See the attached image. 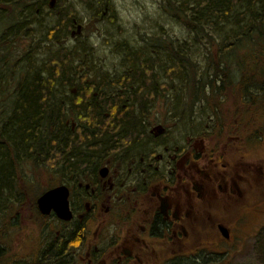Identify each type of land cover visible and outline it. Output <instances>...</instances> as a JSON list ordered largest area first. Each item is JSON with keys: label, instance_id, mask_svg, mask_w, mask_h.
<instances>
[{"label": "flooded vegetation", "instance_id": "obj_1", "mask_svg": "<svg viewBox=\"0 0 264 264\" xmlns=\"http://www.w3.org/2000/svg\"><path fill=\"white\" fill-rule=\"evenodd\" d=\"M150 94L154 90L144 103L113 104L115 117L104 120L115 128L108 150L71 154L64 147L54 154L50 188H67L72 218L49 215L54 221L45 252L51 264H212L202 256L220 253V244L234 245L240 219L253 209L261 212L264 151L251 152L250 119L221 136L215 117L200 108L204 128L182 141V134L172 135L171 120L181 119L185 109L176 113L165 102L155 116ZM130 112L136 130L128 137L118 123ZM77 122L67 112L71 131L78 132ZM156 126L163 128L159 135Z\"/></svg>", "mask_w": 264, "mask_h": 264}, {"label": "trees", "instance_id": "obj_2", "mask_svg": "<svg viewBox=\"0 0 264 264\" xmlns=\"http://www.w3.org/2000/svg\"><path fill=\"white\" fill-rule=\"evenodd\" d=\"M36 5L34 0L0 1L3 16L7 15L11 20L6 34L0 37V88L4 83L7 85L6 60L10 57L7 50L10 39L7 36L27 32L29 16L34 14L29 9ZM236 8L235 12L239 11V14L233 15ZM175 9L174 16L182 19L191 33L204 32L209 24H229L233 35H229L230 42H224L217 58L213 57L208 62L214 66L213 75L200 77L194 74L193 59L173 48L171 56L174 62L165 69V75L168 78L182 76L186 104L189 105L187 110L191 111L195 103L204 104L209 116L217 118V133L221 136L234 130L226 129L228 121L235 128L238 121L249 118L251 152H263L264 91L261 88L264 87V0H187L182 5H176ZM51 13L59 14L56 25L48 31L50 39L60 29L73 26L76 20L75 8L72 5L62 7L59 0ZM17 40L18 37L10 41L16 43ZM2 49H5L3 54ZM165 49L168 50V46ZM24 56L31 61L29 51ZM73 62L72 52L64 46L51 53L39 66L35 63L32 67L25 62L12 91L0 95V264H38L36 259H23L10 254L1 225L3 206L11 200L21 173L25 175L26 164L30 163L36 169H40L39 166L52 167L54 154H62L64 147H69L71 154H101L108 150L113 139L110 133H115L114 126H106L104 120L115 117L113 104L121 103L122 89L130 96L132 103L146 102L145 95L135 90L136 85L148 86L155 95L159 93L156 92L158 78L146 60L139 62L138 66L131 62L136 76L117 79L113 86L122 89L112 92L115 97L109 99L102 92L95 94L96 89L102 87L104 77L100 84L88 81L86 74L80 73V67L74 66ZM127 78L132 80L128 82ZM150 79H153L151 84ZM57 83L62 88L67 85L71 89L68 92L59 91ZM63 103L82 106L65 109L60 105ZM67 112L73 113L78 121V132L71 131L65 125ZM220 113L228 120L222 121ZM118 124L124 129L123 135H135L136 123L131 112ZM47 252L42 253L52 258L50 251ZM41 262H46V258Z\"/></svg>", "mask_w": 264, "mask_h": 264}, {"label": "rangeland", "instance_id": "obj_3", "mask_svg": "<svg viewBox=\"0 0 264 264\" xmlns=\"http://www.w3.org/2000/svg\"><path fill=\"white\" fill-rule=\"evenodd\" d=\"M0 1L7 3L10 0ZM34 1L37 5L29 9V11L33 10L34 14L29 16L30 25L27 26V32L12 33L11 36H7L8 40L16 37L18 40L16 43L10 40L7 42V50L9 49L10 52V57L6 60L7 85L4 83L1 86V96L7 91H12L18 83L20 69L24 68L25 62L32 67L35 63L39 66L51 53L64 46L72 52L75 59L74 66L80 67V73L86 74L88 81L100 84L104 77L102 87L96 89V93H104L106 99L115 97L112 92L122 89L113 86L117 79L122 76H136L135 69H131L130 66L132 61L136 66L140 64L139 62L148 61L153 74L158 78L156 84L159 85L156 88V92L159 93L150 94L152 102L156 104L155 116L162 113V105L165 102L173 104L176 113L182 114L185 109L181 119L171 120L172 135L182 134V141L185 136L196 135L204 128L205 123L200 115L201 108L208 117L204 104L195 103L191 111L187 110L189 105L186 104L184 94L186 90L182 84V76L168 78L165 75V69L174 62L171 56L173 48L186 53L193 59L194 74H199L200 77L213 75L214 66L208 62H211L213 57L217 58L225 41L230 42L229 35H233L232 26L209 24L205 26L207 29L204 32H189L182 23V19L174 16L176 5H182V2L187 0H59L62 7L72 5L75 8L76 20L73 26L60 29L57 35L50 39L47 35L48 31L56 25L59 13L57 15L51 13L52 8L49 6L51 0ZM57 1L55 0L54 5ZM239 6L238 8L242 9ZM238 8L233 11V15L239 14V11L235 12ZM3 12L0 6V37L5 31L7 32V25L11 21L7 15L3 16ZM14 35L16 36L13 37ZM165 46H168V50ZM34 48L35 51H33ZM28 51L31 61L24 56ZM4 52L5 49H2L1 53ZM126 80L130 82L132 79ZM219 81L218 79L217 82ZM149 83H153V79H150ZM163 83L165 86H160ZM56 88L63 92L71 89L67 85L62 88L59 83L56 84ZM135 90L145 95L144 99L147 96L146 93L150 92L145 85L141 87L136 85ZM121 93L123 95L119 104L131 102L130 96L125 94L124 89ZM220 117L222 121L228 120L223 118L221 113ZM210 118L208 121L212 124L213 121ZM217 121L215 117L214 126ZM226 124L227 130L234 129V125L229 121ZM198 147H200L199 144ZM258 162L260 161L257 159L253 161L255 164ZM39 167L40 169H36L30 163L26 164L25 175L21 173L11 200L3 206L6 208L2 210L4 218L1 225L4 240L9 245L11 255L21 256L23 259H36L38 264H51L53 262L51 258H47L42 252L47 248L46 242L54 220L51 216L41 217L35 202L37 197L51 186L53 170L51 167ZM260 210L261 212L253 209L240 219V223L236 224L239 227L238 230H234V245L220 244V253L204 255L202 262L264 264V205L260 207ZM231 226H233L232 223ZM45 258L46 262H41ZM189 263V260L184 261V264Z\"/></svg>", "mask_w": 264, "mask_h": 264}, {"label": "water", "instance_id": "obj_4", "mask_svg": "<svg viewBox=\"0 0 264 264\" xmlns=\"http://www.w3.org/2000/svg\"><path fill=\"white\" fill-rule=\"evenodd\" d=\"M53 2H50V7H52ZM162 132L163 128L161 126L155 127L156 135ZM67 196L68 192L65 186L49 189L37 198V207L43 215H48L54 210L60 219L70 220L72 214L69 210ZM219 229L222 235L228 237L227 229L223 225H219Z\"/></svg>", "mask_w": 264, "mask_h": 264}]
</instances>
